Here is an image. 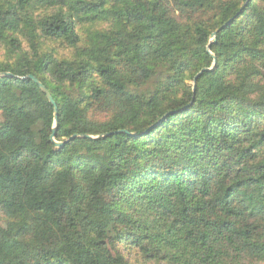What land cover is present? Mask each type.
<instances>
[{"label":"trees","instance_id":"obj_1","mask_svg":"<svg viewBox=\"0 0 264 264\" xmlns=\"http://www.w3.org/2000/svg\"><path fill=\"white\" fill-rule=\"evenodd\" d=\"M132 1L0 0V264H264V0Z\"/></svg>","mask_w":264,"mask_h":264},{"label":"rangeland","instance_id":"obj_2","mask_svg":"<svg viewBox=\"0 0 264 264\" xmlns=\"http://www.w3.org/2000/svg\"><path fill=\"white\" fill-rule=\"evenodd\" d=\"M143 15L145 17L144 22L138 23L135 27L134 31L126 30L124 20L129 15ZM114 20L116 23L114 24V36L106 37V40L102 43L103 46H106L111 41H115L119 49H126L132 45V41L135 37H139L144 35L146 32L147 26L150 24H155L159 26L163 31H167V28L162 24L161 20L157 15L145 13L141 4L135 3L132 0H123V5L121 7H117L113 11ZM212 39V37H211ZM178 42V36L176 34H172L167 39L164 48L169 49L173 47ZM0 49V55H1ZM0 226L3 228H7L11 231H17L20 229V224L16 221H12L11 219H6L0 216ZM98 264H105L104 257L102 255H98Z\"/></svg>","mask_w":264,"mask_h":264},{"label":"water","instance_id":"obj_3","mask_svg":"<svg viewBox=\"0 0 264 264\" xmlns=\"http://www.w3.org/2000/svg\"><path fill=\"white\" fill-rule=\"evenodd\" d=\"M229 23V21L226 22V24ZM211 37H212V41L215 40V37H216V32H213L211 34ZM210 43H208L207 45V51L210 52ZM212 57H213V65L211 67H204L202 68L200 71H198L194 77H193V89L195 88V85H196V80L197 78L202 74V72L204 71H210L213 69L214 65L216 64V57L212 54ZM3 76H14L11 72H7V71H3V72H0V78L3 77ZM16 78H29L31 79L36 85H38L41 89V91L46 95V98L47 100L49 101V103L52 105L53 107V113H54V127L52 129L53 133L51 134V140L54 142V144L58 147H61L65 144V142H67L68 140L78 136L77 134H73L71 135L68 139L64 140V141H55L54 139V133L56 131V125H57V105H56V102L55 100L53 99L50 91L46 88L45 85H43L40 80L35 77L34 75L32 74H28L26 76H15ZM160 122V121H159ZM117 132H123V133H127V134H131L127 129H119L117 131H114V133H117ZM108 134H112V133H103L102 135H99V136H106ZM83 137H87V138H94L93 136L89 135V134H84Z\"/></svg>","mask_w":264,"mask_h":264}]
</instances>
